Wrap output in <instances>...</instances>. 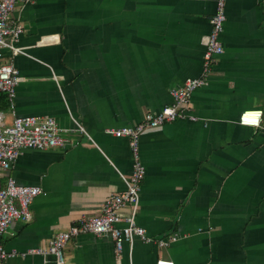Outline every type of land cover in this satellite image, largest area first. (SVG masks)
<instances>
[{"label": "crops", "instance_id": "1", "mask_svg": "<svg viewBox=\"0 0 264 264\" xmlns=\"http://www.w3.org/2000/svg\"><path fill=\"white\" fill-rule=\"evenodd\" d=\"M216 0H28L10 18L23 25L25 53L2 49L22 80L14 115L79 121L64 148H26L7 170L18 184L43 193L31 218L14 219L2 235L8 264H54L51 254L20 253L46 245L82 215L99 212L121 191L132 169L126 137L107 129L138 122L171 103V88L200 73ZM223 52L189 114L144 130L139 153L145 173L136 223L152 238L124 243L115 258L111 237L69 239L65 264H264V0H226ZM262 109L258 126L238 123L244 109ZM127 208L122 209V213ZM170 237H174L170 240ZM160 239L167 244L158 246Z\"/></svg>", "mask_w": 264, "mask_h": 264}, {"label": "built area", "instance_id": "2", "mask_svg": "<svg viewBox=\"0 0 264 264\" xmlns=\"http://www.w3.org/2000/svg\"><path fill=\"white\" fill-rule=\"evenodd\" d=\"M21 1L28 0H0V94L6 95L10 108H13L16 86L22 77L11 61L3 62L1 58L3 48H9L12 55L25 53L16 42L24 30L23 25L10 18L15 4ZM225 3L226 0L215 1V9L210 18V31L201 38L204 50L200 73L188 77L182 85L171 88L169 94L172 101L161 110L144 113L133 125L107 129V133L128 139L132 169L129 175L120 173L125 188L110 193L102 202L98 213L82 215L67 229L54 234L46 245L28 248L21 252V255L51 254L54 257V264H65L63 248L66 242L81 233H91L109 235L114 243L115 258L119 261L124 243L131 246L136 238L144 242L152 240L135 220L139 209V191L145 173V166L139 153L140 135L147 128H155L177 118L198 119L188 113L191 95L194 90L206 83L213 59L223 52L220 33L226 18ZM261 116L260 108L244 109L239 113L238 123L258 126ZM3 118L4 111L0 109V170L9 169L23 149L64 148L70 142L69 132L85 131L83 125L76 119H73L72 127L65 128L59 126L56 119L51 116L14 115L10 124H6ZM42 193L40 186L18 184L10 175L4 185L0 186V264H8L7 258L17 254L14 249L7 251L4 248L3 233L14 219L27 221L31 218L30 205L34 198ZM123 208H127V212L122 213ZM167 242L165 239H160L156 243L158 246H163ZM155 264H174V262L170 259L158 258Z\"/></svg>", "mask_w": 264, "mask_h": 264}, {"label": "trees", "instance_id": "3", "mask_svg": "<svg viewBox=\"0 0 264 264\" xmlns=\"http://www.w3.org/2000/svg\"><path fill=\"white\" fill-rule=\"evenodd\" d=\"M8 107V101L6 95L0 94V109L4 110Z\"/></svg>", "mask_w": 264, "mask_h": 264}]
</instances>
